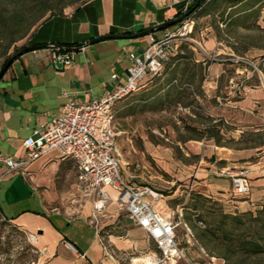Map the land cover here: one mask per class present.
I'll list each match as a JSON object with an SVG mask.
<instances>
[{
	"label": "rangeland",
	"instance_id": "obj_1",
	"mask_svg": "<svg viewBox=\"0 0 264 264\" xmlns=\"http://www.w3.org/2000/svg\"><path fill=\"white\" fill-rule=\"evenodd\" d=\"M251 1L226 9L223 16L221 8L219 14L192 18L193 31L180 47L181 58L170 60L160 77L144 80L139 91L114 106L121 170L135 176L129 184L162 195L154 205L160 215L181 211L194 241L186 243L183 226L175 236L191 263H203L198 257L202 249L224 264H264V204L242 211L235 208L233 194L222 198L194 188L200 181L197 168L213 161L211 152H242L249 173L264 177V2L248 8ZM71 198L78 201L75 209L85 200L80 191ZM230 215L236 220L226 218ZM88 220L123 264H143L148 252L156 251L153 244L149 251L123 247L131 227L124 208L109 203L101 212L92 209ZM27 234L0 213V264H47Z\"/></svg>",
	"mask_w": 264,
	"mask_h": 264
},
{
	"label": "crops",
	"instance_id": "obj_2",
	"mask_svg": "<svg viewBox=\"0 0 264 264\" xmlns=\"http://www.w3.org/2000/svg\"><path fill=\"white\" fill-rule=\"evenodd\" d=\"M184 7L183 0H88L77 10L41 23L27 45H83L105 35L131 36L183 13ZM161 32L151 34L159 37ZM147 45L148 35L98 42L85 46L72 63L61 67L52 62L48 48L23 53L0 80V157L24 159V139L57 114L67 98L84 102L112 91L115 80L122 79L128 66L127 53L140 54ZM209 156L213 161L203 162L204 167L197 168L200 181L194 185L195 189L227 198L232 195L231 177L244 173L249 178L250 191L246 196H233L237 199L233 202L235 208L252 211L264 204V177L249 173L242 152H211ZM69 161L54 154L42 157L27 167L26 176L6 173L0 163L1 215L25 233L36 236V246L47 264H123L121 258L105 248L97 229L88 220L92 203L81 199L79 209L73 206L78 201L72 200L71 195L79 191ZM221 170L229 172L221 175ZM122 172L128 182L135 178L129 170ZM108 192L110 205L118 209L116 193ZM123 247L131 252L149 251L144 230L131 224Z\"/></svg>",
	"mask_w": 264,
	"mask_h": 264
},
{
	"label": "built area",
	"instance_id": "obj_3",
	"mask_svg": "<svg viewBox=\"0 0 264 264\" xmlns=\"http://www.w3.org/2000/svg\"><path fill=\"white\" fill-rule=\"evenodd\" d=\"M184 13L195 0H183ZM194 22L187 17L182 22L163 29L159 37L148 35V45L140 54L127 53L128 66L121 80H115L112 91L89 101L77 102L71 98L58 109V113L46 122L38 125L32 134L24 139L25 157L14 160L9 156L0 157V163L6 173L18 172L26 176L27 167L35 160L54 154L61 160H70L76 169L78 189L86 201L92 203L94 212H101L111 202L109 190L116 193V204L124 208L128 221L143 229L146 243L153 244L156 251H149L147 264H224L222 260L211 257L202 249L198 257L203 263H191L175 236V230L183 226L186 243L194 241L189 228L183 223L182 213L175 216L160 215L154 210V203L162 195L148 187H136L127 181L121 170V164L115 149V111L114 106L119 100L130 96L143 87V81L160 77L170 60L180 53V47L189 40ZM51 60L61 66L73 62L77 52L84 47L72 48L64 53L57 47L49 45ZM139 165H135L138 169ZM221 170L220 174H228ZM232 194L246 196L249 183L244 173L231 177ZM203 226L202 222H198ZM29 240L36 244L33 234H27ZM70 249L74 248L67 244Z\"/></svg>",
	"mask_w": 264,
	"mask_h": 264
},
{
	"label": "trees",
	"instance_id": "obj_4",
	"mask_svg": "<svg viewBox=\"0 0 264 264\" xmlns=\"http://www.w3.org/2000/svg\"><path fill=\"white\" fill-rule=\"evenodd\" d=\"M79 1L82 0H0V60L3 59L0 70L15 55H18L16 59L19 58L23 54L22 51L27 48H47L48 46L27 45V40L41 23L50 17L61 16L63 14V8ZM87 1L75 7L74 10H77ZM247 1L249 0H201V4L197 8L192 9L195 3L193 2L185 12L188 13L187 17L195 18L200 16H212L214 12H218L222 8L223 10L221 13L218 12V14L220 13L221 16H223L226 9L232 10ZM263 2L264 0H252L251 3L247 5L248 8H252L257 4L262 6ZM181 14L182 13H177L174 17ZM19 41H23V43L17 45ZM58 46V52L64 53L72 48H78L82 46V44ZM10 50L12 51L10 52ZM179 58H181L180 55L173 59L177 60ZM10 66L11 65H9V67ZM191 79L193 78L191 77ZM177 91L178 89H176V94L180 97L182 92ZM226 218L236 220L235 215H230ZM251 247L258 248L257 245Z\"/></svg>",
	"mask_w": 264,
	"mask_h": 264
},
{
	"label": "water",
	"instance_id": "obj_5",
	"mask_svg": "<svg viewBox=\"0 0 264 264\" xmlns=\"http://www.w3.org/2000/svg\"><path fill=\"white\" fill-rule=\"evenodd\" d=\"M200 4H201V0H196L194 5H193V7H192V9L197 8ZM187 16H188V13L185 12V13H182L181 15L177 16V17H173V18L167 20L166 22L160 24L159 26H157L155 28H152V29L140 32V33H136V34H133L131 36H127V35H105V36H102V37H98V38L92 39V40L88 41L87 43H84L82 46L85 47V46L92 45V44H95V43H98V42H102V41H106V40H119V39L139 38V37H142V36H145V35H149L152 32H155L156 30H163V29L172 27V26L182 22L183 20H185L187 18ZM53 47H57L58 48L59 46L58 45H53ZM32 50H35V49L27 48V49L23 50L22 53L29 52V51H32ZM17 56L18 55H15L14 57H12L6 63V65H4V67L0 70V80L3 77L4 73L7 71L9 65H11L13 63V61L16 59ZM56 66L57 67H61L60 64H56Z\"/></svg>",
	"mask_w": 264,
	"mask_h": 264
},
{
	"label": "bare ground",
	"instance_id": "obj_6",
	"mask_svg": "<svg viewBox=\"0 0 264 264\" xmlns=\"http://www.w3.org/2000/svg\"><path fill=\"white\" fill-rule=\"evenodd\" d=\"M145 264H147V263H145Z\"/></svg>",
	"mask_w": 264,
	"mask_h": 264
}]
</instances>
